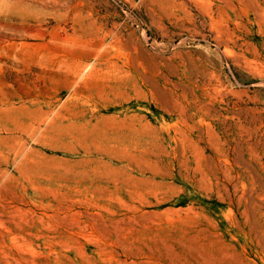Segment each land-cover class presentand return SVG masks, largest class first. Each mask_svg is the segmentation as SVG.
Masks as SVG:
<instances>
[{
	"label": "rangeland",
	"instance_id": "1",
	"mask_svg": "<svg viewBox=\"0 0 264 264\" xmlns=\"http://www.w3.org/2000/svg\"><path fill=\"white\" fill-rule=\"evenodd\" d=\"M0 264H264V0H0Z\"/></svg>",
	"mask_w": 264,
	"mask_h": 264
}]
</instances>
